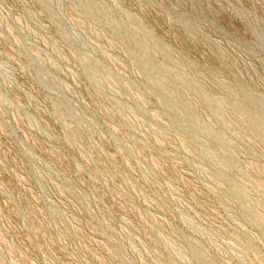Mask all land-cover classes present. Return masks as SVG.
I'll return each instance as SVG.
<instances>
[{
  "label": "rangeland",
  "instance_id": "1",
  "mask_svg": "<svg viewBox=\"0 0 264 264\" xmlns=\"http://www.w3.org/2000/svg\"><path fill=\"white\" fill-rule=\"evenodd\" d=\"M0 264H264V0H0Z\"/></svg>",
  "mask_w": 264,
  "mask_h": 264
}]
</instances>
